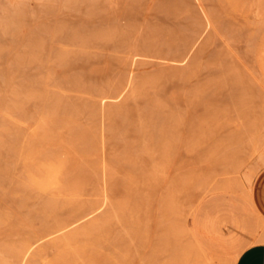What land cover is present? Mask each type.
<instances>
[{
	"label": "rangeland",
	"instance_id": "1",
	"mask_svg": "<svg viewBox=\"0 0 264 264\" xmlns=\"http://www.w3.org/2000/svg\"><path fill=\"white\" fill-rule=\"evenodd\" d=\"M0 120V249L27 242L0 264L230 256L261 226L264 0H0ZM61 162L76 195L29 182Z\"/></svg>",
	"mask_w": 264,
	"mask_h": 264
},
{
	"label": "bare ground",
	"instance_id": "2",
	"mask_svg": "<svg viewBox=\"0 0 264 264\" xmlns=\"http://www.w3.org/2000/svg\"><path fill=\"white\" fill-rule=\"evenodd\" d=\"M4 5V4H3ZM8 5V3H7ZM8 8V6H6ZM8 25V24H7ZM39 83V82H38ZM32 89V88H31ZM33 94L30 92V95H28L29 99L28 101H30V99H33L36 96V90H33ZM36 93V94H35ZM27 94H29L27 92ZM13 96V95H12ZM19 97V96H18ZM33 97V98H32ZM20 103V102H19ZM52 112V111H51ZM54 113V112H53ZM1 121V120H0ZM3 123V122H2ZM3 126V125H2ZM1 137V136H0ZM53 158V157H52ZM47 159V158H46ZM45 159V160H46ZM50 158H48L49 160ZM57 161V160H56ZM54 163V162H53ZM37 166V165H36ZM30 177V176H29ZM30 183H32V185L41 188L42 190H46L49 192H53L54 190L60 189L59 192H64L63 194H65L67 192V194L69 195V193L73 194L78 187L80 186V180L79 179H75V180H70L69 179V175H67V172H65L64 170V165L63 163H59V164H47L43 167H37V169H35L33 175L30 177ZM83 180V179H82ZM94 182V181H93ZM92 182V183H93ZM95 184V182H94ZM110 186V185H109ZM36 189V188H35ZM95 189V188H94ZM79 194H81V190L78 191ZM43 193V192H42ZM58 193V192H57ZM76 193V192H75ZM83 193V192H82ZM70 194V195H71ZM78 194V193H77ZM69 195V197H70ZM76 195V194H73ZM48 196V194L46 195ZM51 196V195H50ZM48 196V197H50ZM64 196V195H63ZM109 199H110V195H108ZM59 197V196H58ZM57 197V198H58ZM46 199V198H44ZM61 200V199H60ZM109 201V200H108ZM111 201V202H110ZM110 201L107 203L112 205V199H110ZM48 203L46 204H50V203H58V199L51 197V199H49V201H46ZM60 203V202H59ZM111 207V206H110ZM94 208V207H93ZM90 209V208H89ZM96 209V207H95ZM112 211V210H111ZM86 212V211H85ZM110 212V211H109ZM87 213V212H86ZM105 213V212H103ZM227 213V212H226ZM223 214L225 216V220L228 222H232L234 224H237L239 222H241L243 220V215L237 211H233L229 212L228 214ZM102 214V213H101ZM107 214V212H106ZM110 214V213H109ZM109 214L105 215L107 219V217L110 218ZM112 214V213H111ZM110 214V215H111ZM255 216L257 217L256 213ZM103 217V216H102ZM99 218V217H98ZM258 218V217H257ZM101 220V218H99ZM96 221V220H95ZM101 222V221H99ZM92 223V222H91ZM93 224V223H92ZM89 224V225H92ZM98 224V222H97ZM103 224V223H102ZM101 226V224H99ZM95 226V225H94ZM89 227V226H87ZM99 227V226H98ZM183 227V226H182ZM182 227L178 226L177 228V224L175 229H177L176 231L178 233H183L184 228L182 229ZM86 228V227H85ZM93 228V227H92ZM95 229V228H94ZM89 231V230H88ZM260 240H264V238L261 237L259 230L254 229L253 231H246L243 233L242 237L240 238V240L235 242V246L232 248L233 249V253L230 256L225 255L222 251L221 253H218V250L212 249L210 248L205 242L202 243L201 245V259L200 260L202 262V264H221L223 262L224 259L228 258V260L230 261V264H235L237 258L239 257V255L241 254V252L247 248L248 246H250L251 244L258 242ZM17 243V242H16ZM1 244V243H0ZM4 244V243H3ZM27 244V242H26ZM26 244L21 243L20 244H15V245H4L1 246L2 248L0 249V255L4 254V255H12L11 257L15 256V258L18 257V259H20L19 257L22 255V252L24 250H26ZM2 245V244H1ZM28 248V247H27ZM185 247L180 245V252H185ZM216 251V252H215ZM200 253V252H199ZM187 254V253H186ZM2 256L4 259L6 256ZM200 256V254H199ZM15 258H11L14 259ZM22 258V257H21ZM73 258V257H72ZM6 259V258H5ZM10 258L7 259L8 260ZM10 259V260H11ZM23 259V258H22ZM5 260V261H6ZM17 260V259H16ZM9 261V260H8ZM12 261V260H11ZM21 261V260H20ZM198 260V263L200 262ZM0 262H1V258H0ZM16 262V261H15Z\"/></svg>",
	"mask_w": 264,
	"mask_h": 264
},
{
	"label": "crops",
	"instance_id": "3",
	"mask_svg": "<svg viewBox=\"0 0 264 264\" xmlns=\"http://www.w3.org/2000/svg\"><path fill=\"white\" fill-rule=\"evenodd\" d=\"M258 208V219L261 226L258 229L262 238H264V198L255 202ZM235 264H264V240L255 242L245 248L236 260Z\"/></svg>",
	"mask_w": 264,
	"mask_h": 264
}]
</instances>
